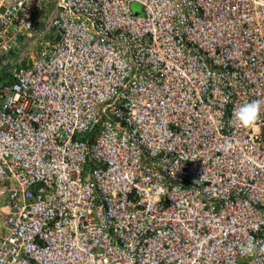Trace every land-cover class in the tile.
<instances>
[{"label":"built area","instance_id":"1","mask_svg":"<svg viewBox=\"0 0 264 264\" xmlns=\"http://www.w3.org/2000/svg\"><path fill=\"white\" fill-rule=\"evenodd\" d=\"M0 65V264H264V0H0Z\"/></svg>","mask_w":264,"mask_h":264},{"label":"clouds","instance_id":"2","mask_svg":"<svg viewBox=\"0 0 264 264\" xmlns=\"http://www.w3.org/2000/svg\"><path fill=\"white\" fill-rule=\"evenodd\" d=\"M262 103L259 100H251L242 103L233 113L234 123L241 127H250L256 123L261 116ZM241 255L253 257L255 255L264 254V243L257 242L253 237L249 236L240 245Z\"/></svg>","mask_w":264,"mask_h":264},{"label":"trees","instance_id":"3","mask_svg":"<svg viewBox=\"0 0 264 264\" xmlns=\"http://www.w3.org/2000/svg\"><path fill=\"white\" fill-rule=\"evenodd\" d=\"M1 66V65H0ZM9 83V78L7 77L6 67H3V70L0 71V85H6ZM95 131V130H94Z\"/></svg>","mask_w":264,"mask_h":264},{"label":"rangeland","instance_id":"4","mask_svg":"<svg viewBox=\"0 0 264 264\" xmlns=\"http://www.w3.org/2000/svg\"><path fill=\"white\" fill-rule=\"evenodd\" d=\"M130 8L134 14H140L141 13V7L138 3H132ZM85 179H86V177H85Z\"/></svg>","mask_w":264,"mask_h":264}]
</instances>
